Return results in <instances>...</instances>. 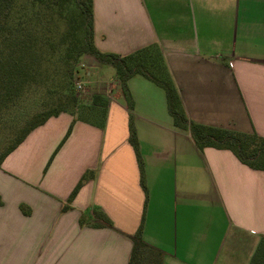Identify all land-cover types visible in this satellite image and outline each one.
Returning <instances> with one entry per match:
<instances>
[{
	"label": "crops",
	"instance_id": "1",
	"mask_svg": "<svg viewBox=\"0 0 264 264\" xmlns=\"http://www.w3.org/2000/svg\"><path fill=\"white\" fill-rule=\"evenodd\" d=\"M92 27L101 52L156 44L190 121L264 136V0H92ZM102 78L84 79L108 99L102 126L61 112L2 160L0 264H128L138 229L165 264H248L264 170L199 149L147 77L127 81L131 110L112 68Z\"/></svg>",
	"mask_w": 264,
	"mask_h": 264
},
{
	"label": "trees",
	"instance_id": "2",
	"mask_svg": "<svg viewBox=\"0 0 264 264\" xmlns=\"http://www.w3.org/2000/svg\"><path fill=\"white\" fill-rule=\"evenodd\" d=\"M86 54L113 67L129 110L133 108V101L127 81L132 75L141 74L164 90L173 124L188 130L199 149H228L245 165L264 170V136L188 119L156 44L126 55L99 51L93 41L92 0H0V124L22 101L32 96L41 98L39 108L22 124L6 127V137L0 147V164L33 128L61 112L103 125L108 99L101 93H95L89 102L79 105L78 100L85 95L74 88V65ZM4 127L0 125V131ZM128 140L142 172L131 117ZM94 216L110 223L99 210L94 211ZM128 264L165 263L162 252L143 242L138 229L133 237ZM248 264H264V237L259 240Z\"/></svg>",
	"mask_w": 264,
	"mask_h": 264
},
{
	"label": "rangeland",
	"instance_id": "3",
	"mask_svg": "<svg viewBox=\"0 0 264 264\" xmlns=\"http://www.w3.org/2000/svg\"><path fill=\"white\" fill-rule=\"evenodd\" d=\"M88 56L91 55L86 54L81 56L74 65V71L75 73H78L80 75L81 80L84 81L85 78H89L91 80L103 79L102 78L103 75L105 74L106 70H108L109 68H112V72L113 74H115V71L111 65H107V64L93 65L91 64V62L88 61L87 58ZM79 64H83V67L79 66ZM102 65H107L109 67L107 66L103 67ZM85 84L86 87H88L87 82H85ZM89 85L90 88L91 86H94V84H89ZM95 93L98 92L92 91L91 93L90 89L86 88V92L82 93V95L85 96L84 98L82 97L78 100V104L79 105L86 104L87 102H89L90 97ZM40 100L41 98L39 96L38 97L32 96L30 99L22 101L18 106H16L11 111H9L7 116H5V118L2 120L0 124L5 126L3 131H0V147L2 146L3 141L5 140L6 137V133H7L6 127L7 126L9 127L10 125L19 126L20 124H22L26 117H28L33 111L39 108L38 104Z\"/></svg>",
	"mask_w": 264,
	"mask_h": 264
},
{
	"label": "built area",
	"instance_id": "4",
	"mask_svg": "<svg viewBox=\"0 0 264 264\" xmlns=\"http://www.w3.org/2000/svg\"><path fill=\"white\" fill-rule=\"evenodd\" d=\"M79 66L83 67V64H79ZM74 88L80 94L86 92L87 87L85 81L80 79V75L78 73H75Z\"/></svg>",
	"mask_w": 264,
	"mask_h": 264
}]
</instances>
